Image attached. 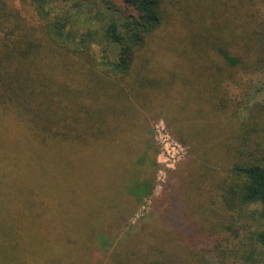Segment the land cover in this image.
Here are the masks:
<instances>
[{"label":"trees","instance_id":"obj_1","mask_svg":"<svg viewBox=\"0 0 264 264\" xmlns=\"http://www.w3.org/2000/svg\"><path fill=\"white\" fill-rule=\"evenodd\" d=\"M193 1L186 0L184 25L194 22L188 33L197 56L208 55L212 59L216 55L232 66L241 62V57L227 48L214 53V47L208 45L209 39L225 33L230 22L250 29L262 42L264 15L259 1L264 0H210L222 8L213 11L206 0L197 5ZM175 2L178 0H0V136L11 127L37 147L71 146L83 156L88 152L82 153L81 148L87 151L88 147L92 149L122 136L130 142L129 158L136 176L130 178L134 170H129L131 174L118 198L122 203L131 196L141 201L151 194L153 185L139 178L143 155L138 152L139 142L132 124L114 127L116 122H111L122 117L116 115V108L130 107L119 91L120 86L128 85L131 89L136 81L138 95L141 87L148 89L154 82L147 79L154 59L141 52L150 47V38L170 21ZM248 4L256 10L244 11ZM177 31L167 35L158 45L159 50L169 47V40ZM171 62L161 88L176 91L165 96V104L168 102L169 110L189 128L183 139L199 138V146L208 151L215 148L220 157L218 169L209 155L196 150L205 172L191 180L196 185L192 191L195 197L206 192L217 198L220 222L225 224L229 219L232 223L225 228L231 229L232 237L238 240L235 252L216 251V264H232L231 255L243 264H257L262 257L255 254L260 252L259 248L264 251V113H259L258 108L250 109L232 131L227 115L213 116L221 109L219 106H227L221 96L222 78L196 63L194 72L188 73L175 56ZM257 67L264 71V55L258 58ZM143 95L145 98L148 92ZM229 127L233 135L220 139V133L229 131ZM178 196L173 194L169 205L162 208V216L187 237H193L199 232L198 224L203 222L186 221L190 203L183 202L180 191ZM117 222L92 229V237ZM92 237L82 246L88 256L93 249ZM126 237L115 246L116 251L120 247L125 250L123 260L132 258L133 264L143 261V246L148 256L144 262L149 260L150 264L152 247L160 248L161 242L181 249L174 235L166 231L152 235L149 225ZM99 239L102 245H109L106 238ZM67 241L72 245L71 239ZM16 248L10 224L0 221V264H9V251Z\"/></svg>","mask_w":264,"mask_h":264},{"label":"rangeland","instance_id":"obj_2","mask_svg":"<svg viewBox=\"0 0 264 264\" xmlns=\"http://www.w3.org/2000/svg\"><path fill=\"white\" fill-rule=\"evenodd\" d=\"M193 2L197 5L202 1ZM206 2L211 11L222 9L218 2ZM259 2L264 15V2ZM243 9L246 12L256 10L249 4ZM186 10V0L175 2L170 21L150 38V47L146 46L141 52L146 58L154 59L147 77L154 81L150 88L141 87L137 95L136 81L131 89L128 85L119 87L130 107L116 108V115L122 117L112 120L111 124L116 122L114 127L132 124V132L139 142L138 152L143 155L139 178L153 185L152 193L141 201L131 196L122 203L118 198L131 174L129 170H134L130 178L136 176L129 158L130 142L122 136L103 141L92 149L88 147L87 151L81 148L82 153L88 152L85 156L71 146L37 147L11 127L0 136V221L10 224L11 239L17 246L16 250L9 251V264H133L132 258L123 260L126 251L121 247L116 251L115 246L125 240L127 234H138L148 225L152 235L156 231L174 235L181 248L161 242L160 248L152 247L151 264H216L218 249L235 252L238 240L232 237L231 229L225 228L232 223L229 219L221 224L217 198L206 192L195 197L192 192L196 187L192 179L205 172L203 165H199L202 161L196 150L209 155L220 169L217 150L208 151L199 146L202 141L199 138L183 139L189 128L177 119L179 115L169 110L168 102L165 104V96L176 91L167 92L161 85L172 67L173 56L185 65L188 73L194 72L193 63H196L204 71L222 78L221 96L226 99L227 106H219L221 109L213 116L227 115L234 131L236 122L245 119L250 109L258 108L259 113H264V71L257 67L258 58L264 55V37L258 42L250 29L230 22L225 33L209 39L208 45L214 47V53L219 48H227L231 54L239 55L241 62L232 66L216 55H212V59L208 55L197 56L192 51L188 33L194 22L184 25ZM176 29L177 35L169 40V47L159 50L158 45ZM190 56L196 61H191ZM137 62H141V56ZM145 91L148 95L144 98ZM229 129L220 133V139L233 135L231 127ZM179 191L183 202L190 203L186 221L203 222L198 224L199 232L193 237H187L162 216V208L169 205L173 194L179 197ZM115 221L117 225H108L99 236L92 237V229ZM100 236L112 246L102 245ZM91 237L92 256H88L82 246ZM68 239L72 245H68ZM144 250L143 246L144 259L140 263L150 264L149 260L144 262L148 259ZM259 250L255 255L262 260L257 264H264V251ZM233 258L232 264H243L242 260L235 261V256L229 259Z\"/></svg>","mask_w":264,"mask_h":264}]
</instances>
